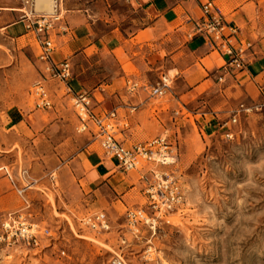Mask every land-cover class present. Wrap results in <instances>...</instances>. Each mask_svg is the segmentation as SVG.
<instances>
[{"label":"rangeland","instance_id":"374dc122","mask_svg":"<svg viewBox=\"0 0 264 264\" xmlns=\"http://www.w3.org/2000/svg\"><path fill=\"white\" fill-rule=\"evenodd\" d=\"M2 2L20 7L14 0ZM116 11L129 14V8L113 0L108 14L115 22ZM20 15L0 10V27ZM131 17L121 18L122 27L131 26ZM37 55L0 35V264H264V113H241L234 123L240 104L231 112L217 108L214 115L204 98L188 107L178 104L179 112H172L187 118L184 134L176 138L166 131L151 138L167 136L177 147L176 163L155 171L179 185L181 202L161 212L151 209L149 199L132 208L144 209L152 219L135 228L127 220L128 210H103L110 229L95 231L83 224L98 210L89 206L79 160L94 136L78 131L73 94L45 75ZM72 65L88 68L87 77L99 83L118 68L113 56ZM45 76L51 108L39 107L33 91ZM58 84L64 92H57ZM168 96L155 98V106L170 110ZM37 110L45 124L34 134H21L12 117ZM152 182L153 175L148 186ZM12 212L37 226L38 245L8 237L2 223Z\"/></svg>","mask_w":264,"mask_h":264},{"label":"crops","instance_id":"0c3cea01","mask_svg":"<svg viewBox=\"0 0 264 264\" xmlns=\"http://www.w3.org/2000/svg\"><path fill=\"white\" fill-rule=\"evenodd\" d=\"M206 1L119 0L129 8L128 17L132 15L131 26L122 27L121 18L127 16L126 12L116 11V22L109 17L108 8H112L113 0H64L63 28L52 34L53 60H69L72 65L93 59L102 62L108 56L116 59L117 71L107 82L99 83L96 78L87 77L88 68L82 66L81 71L72 65L69 84L73 92L90 94L98 114L115 112L117 138L125 144L145 142L158 137L151 138L156 133L166 131L176 138L182 136L187 118L173 116L172 110H178V104L188 107L204 98L214 115L217 108L231 112L241 103L251 104L261 99L264 0H212L224 16L226 35L230 36L233 46L240 48L250 44L245 52V69L229 73L226 72L228 57L212 46L209 35L196 31ZM0 10L13 14L19 7L4 6L0 0ZM141 21L143 25L137 27V22ZM0 35H5L18 49L37 51L39 58L38 37L27 31L20 19L1 26ZM163 76L172 78L167 100L172 107L170 110L156 107L155 98L141 88L132 90L130 87V82L154 85ZM57 87V92L65 91L62 84ZM69 96L66 95L64 101ZM55 97L56 100L58 96ZM131 106L136 109L132 110ZM210 112H205L204 116ZM44 119L42 110H37L29 115L21 112L11 121L21 134L29 135L45 124ZM213 119L216 121V116ZM215 123L210 121L211 126ZM79 160L80 180L85 184L90 208L117 213L145 204L153 172L168 167L144 162L136 170L124 171L116 159L105 155L95 138L80 151Z\"/></svg>","mask_w":264,"mask_h":264},{"label":"built area","instance_id":"2783aa9c","mask_svg":"<svg viewBox=\"0 0 264 264\" xmlns=\"http://www.w3.org/2000/svg\"><path fill=\"white\" fill-rule=\"evenodd\" d=\"M14 1L20 5V20L26 30L34 32L38 37L41 45L39 59L43 63V72L50 79L63 82L68 91L73 94V106L79 118L78 131L91 132L94 138L100 142L105 155L116 159L119 167L124 171L136 170L144 162H153L162 166L175 164L177 147L169 141L167 136H158L145 142L127 145L117 138L116 124L113 122L115 112L109 115H100L95 112L93 100L87 91H72L69 84L73 75L71 62L69 60L55 62L52 57L55 50L52 34L57 29L63 28L61 22L65 14L64 0H53L51 12L38 11L37 0ZM202 14L196 31L209 35L212 46L223 56L228 57L226 72L245 69V52L250 44L240 48L233 46L230 36L226 35L227 25L224 16L212 0H208L202 5ZM46 76L37 80L33 85V91L38 98V106L41 108L52 107V101L45 84ZM219 80L222 81V77ZM130 87L132 90L141 88L152 98H163L171 93L172 81L167 76H163L154 85L130 82ZM260 89L261 99L259 101L251 104L241 103L235 110L234 123L238 121L241 113H264V85ZM131 108L135 110L136 106H131ZM146 192L151 209L160 212L163 208L172 209L173 205L176 202H181L183 198L179 185L167 173L160 171L153 172V182L148 186ZM127 220L131 227L135 228L138 222L149 223L152 219L141 208L128 210ZM83 224L95 231L110 229L109 218L104 211L84 217ZM2 226L8 237L22 239L28 244H39L41 232L20 212L9 213ZM43 234H49V230H44Z\"/></svg>","mask_w":264,"mask_h":264},{"label":"bare ground","instance_id":"6f19581e","mask_svg":"<svg viewBox=\"0 0 264 264\" xmlns=\"http://www.w3.org/2000/svg\"><path fill=\"white\" fill-rule=\"evenodd\" d=\"M36 7L38 11L51 12L53 10V0H37ZM13 10V9H5Z\"/></svg>","mask_w":264,"mask_h":264}]
</instances>
